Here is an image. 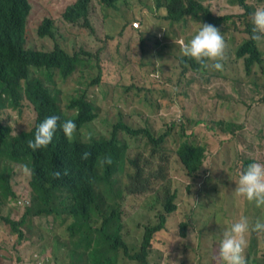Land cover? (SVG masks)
Returning <instances> with one entry per match:
<instances>
[{
	"label": "trees",
	"instance_id": "obj_1",
	"mask_svg": "<svg viewBox=\"0 0 264 264\" xmlns=\"http://www.w3.org/2000/svg\"><path fill=\"white\" fill-rule=\"evenodd\" d=\"M226 1L243 11L216 14L209 0H154L152 4L143 1L148 12L139 18L140 26L142 29L148 26L149 14L156 16L161 29L152 35L157 37V43L163 44L164 50L168 39H179L183 34L186 42L203 23L212 24L224 38V55L233 54L235 60H242L248 76L264 75V41L251 38V14L264 4H258L261 0ZM99 2L106 10L127 0ZM91 4L92 0H75L66 6L62 16L69 23L94 31ZM31 5L30 0H0V111L4 107L22 111L32 107L35 112L34 126L16 134L0 118V220L19 244L28 241L40 254L52 245L56 264H151L152 255L167 259L165 264H177L175 260L190 222L179 215L178 195L166 179L162 154L168 136H177L179 161L187 173L194 175L204 163L209 143L198 140L187 121L179 130L168 129L161 134L147 127L134 128L123 120L114 123L107 136L85 133L97 119L91 96L85 92L72 97L64 107L57 80L66 81L77 69L88 74L87 68L93 66L91 59L69 50L66 44L60 45L57 40L61 35H56L54 21L49 17L40 24L38 35L56 37L55 47L49 51L26 47ZM141 40L146 41L145 36ZM179 59L184 73L214 69L212 61L205 66L183 54ZM222 61L227 62L224 57ZM89 77L92 85L101 80L91 72ZM256 84L264 87V79L262 84ZM53 114L60 117L58 124L74 120L76 132L69 138L58 127L51 143L33 150L28 141L34 139L37 124ZM224 123L220 120L209 126L220 142L232 137L227 131L234 133L232 124L224 126ZM127 135L145 137L149 153L139 151L134 157L129 156ZM253 161L246 159L241 171ZM16 166L30 171L26 195L21 196L24 200L19 199L13 186ZM144 194H148L146 200H152L151 208L156 215L154 219L148 217L144 214L147 208L142 205L148 220L137 245L129 242L124 232L127 224L123 217L124 201L128 196ZM17 199L15 205L24 208L19 219L12 218L10 212L1 213ZM38 218H46V225L39 224ZM172 218L178 220L177 234L167 226ZM161 246L167 250L164 255ZM1 252L8 254L9 250L0 245ZM244 254L247 264H264L255 239L249 241Z\"/></svg>",
	"mask_w": 264,
	"mask_h": 264
},
{
	"label": "rangeland",
	"instance_id": "obj_2",
	"mask_svg": "<svg viewBox=\"0 0 264 264\" xmlns=\"http://www.w3.org/2000/svg\"><path fill=\"white\" fill-rule=\"evenodd\" d=\"M30 1L32 9L26 47L45 51L55 47L56 37L38 35L40 24L49 17L54 21L56 35H61L57 42L91 59L93 66L87 68L88 74L77 69L66 81L57 80L64 107L72 97L85 92L91 96L97 119L85 133L107 136L114 123L123 120L134 128L147 127L161 134L168 129L177 131L187 121L190 130L196 132L197 139L209 143L204 163L196 174L191 175L179 161L177 136L170 135L161 165L166 179L177 192L180 217L185 216L190 222L188 235L180 244L175 263L222 264L219 257L222 231L242 216L247 217L250 224L257 219L264 220V205L257 207L235 189V181L246 159L264 163V87L256 84H262L264 75L248 76L243 61L235 60L233 54L224 55L227 62L222 61L223 66L219 70L201 69L184 73L179 58L183 54L181 48L185 35L181 34L179 39H168V47L162 50L163 44L157 43V37L152 35L161 29L156 16L149 14L151 19L148 18L149 24L143 29L141 26V29L135 28L133 24L148 12L143 1L152 4L154 0H127L106 10L99 0H92L94 31L64 20L63 11L75 0ZM250 1L256 3V0ZM209 2L216 14L243 11L226 0ZM258 4H264V0ZM143 36L146 41L141 40ZM229 49L231 52V46ZM90 72L101 78L98 84H91ZM0 118L3 125L12 128L13 134L29 130L35 124L32 107H25L23 111L22 108L4 107ZM220 120L225 121L224 126L230 123L234 128L233 134L227 131L232 135L227 141L220 142L209 129ZM127 138L129 156L134 157L139 151L149 153L145 137L127 135ZM29 177L27 168L16 166L13 186L19 199L24 200L21 196L26 193ZM147 197L148 194L132 195L124 201L123 217L127 220L124 232L132 244L140 245L144 223L148 217L154 219L156 215L151 208L152 200H146ZM19 199L13 200L9 207L6 205L1 213L6 215L10 212L12 218L19 219L24 210L23 206L15 205ZM142 205L147 208L144 214L148 217L143 215ZM46 221V218L37 219L44 226ZM167 226L176 234L179 232L177 219H170ZM252 238L256 241L258 255L264 259V231H250L247 246ZM0 245L9 250L8 254L0 253V256H7L0 259V264L45 262L46 259H49L48 264H56L52 245L40 254L28 241L19 244L1 220ZM161 250L163 255L167 252L165 246H161ZM180 251L183 254L180 255ZM166 261L157 255L150 259L151 264H165Z\"/></svg>",
	"mask_w": 264,
	"mask_h": 264
},
{
	"label": "clouds",
	"instance_id": "obj_3",
	"mask_svg": "<svg viewBox=\"0 0 264 264\" xmlns=\"http://www.w3.org/2000/svg\"><path fill=\"white\" fill-rule=\"evenodd\" d=\"M253 25L251 38L254 41H264V5H258L251 14ZM139 28V27H135ZM225 41L219 29L209 23H203L200 29L182 44L181 51L185 57L207 65L212 61V68L221 69L224 57ZM60 117L50 115L40 121L35 129L34 139L28 144L33 150L46 147L52 142L53 136L59 127L66 137H72L77 125L74 120H65L58 124ZM254 160V159H253ZM236 192L254 203L257 207L264 205V163L253 161L249 163L238 175ZM250 231H264V220L257 219L250 224L247 217H240L222 231L219 242V257L222 264H247L244 254L247 246V234ZM48 264L34 261L31 264Z\"/></svg>",
	"mask_w": 264,
	"mask_h": 264
},
{
	"label": "built area",
	"instance_id": "obj_4",
	"mask_svg": "<svg viewBox=\"0 0 264 264\" xmlns=\"http://www.w3.org/2000/svg\"><path fill=\"white\" fill-rule=\"evenodd\" d=\"M133 24H134L135 27H140V22L139 21H135Z\"/></svg>",
	"mask_w": 264,
	"mask_h": 264
}]
</instances>
